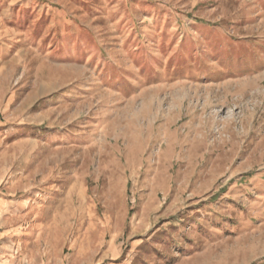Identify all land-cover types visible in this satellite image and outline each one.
Wrapping results in <instances>:
<instances>
[{
    "label": "rangeland",
    "instance_id": "obj_1",
    "mask_svg": "<svg viewBox=\"0 0 264 264\" xmlns=\"http://www.w3.org/2000/svg\"><path fill=\"white\" fill-rule=\"evenodd\" d=\"M0 264H264V0H0Z\"/></svg>",
    "mask_w": 264,
    "mask_h": 264
}]
</instances>
